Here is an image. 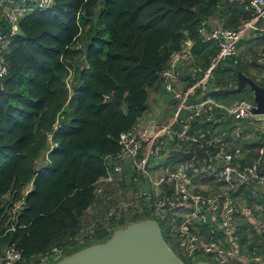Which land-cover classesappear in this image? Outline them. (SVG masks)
I'll use <instances>...</instances> for the list:
<instances>
[{
	"label": "trees",
	"instance_id": "1",
	"mask_svg": "<svg viewBox=\"0 0 264 264\" xmlns=\"http://www.w3.org/2000/svg\"><path fill=\"white\" fill-rule=\"evenodd\" d=\"M249 1L55 0L21 20L4 51L8 73L0 82V264L11 246L22 255L16 264H29L55 247L66 256L104 243L129 223L157 220L144 212L116 228L100 225L83 244L76 241L99 199L105 159L120 152V136L147 114L149 91L167 93L162 74L173 55L192 40L193 65L207 68L220 49L216 41L200 39L201 30L217 16L222 28L238 29L251 18ZM0 31L10 32L2 19ZM260 35L264 43V32ZM235 68L249 76L234 59L224 62L214 78L220 92L236 88ZM192 84L190 77L186 86ZM196 146L202 163L213 151Z\"/></svg>",
	"mask_w": 264,
	"mask_h": 264
},
{
	"label": "built area",
	"instance_id": "2",
	"mask_svg": "<svg viewBox=\"0 0 264 264\" xmlns=\"http://www.w3.org/2000/svg\"><path fill=\"white\" fill-rule=\"evenodd\" d=\"M54 2L55 0H0V18L10 30L8 33L0 31V82L8 73L4 51L19 33L21 20L34 12L49 9ZM246 11L251 14V18L242 21L236 30H201L200 39L205 42L214 40L220 49L207 68L193 65L191 48L182 46L181 51L173 55L170 67L162 74L165 89L172 92L178 101L172 121L159 125L151 120L131 133L122 134L121 150L105 159L108 163L107 175L99 182L97 189L99 196H104L106 202H111L114 195L106 189V185L120 184L124 179V166L131 164L136 194L131 198L116 201L108 208L106 214H103L99 221L92 222L76 241L82 244L86 235L93 234L100 225L116 228L121 220L142 215L144 212H151L163 221H167V215L172 218L173 214V237L186 259L196 262L202 256H209L212 264H234L235 218L239 207L235 195L243 185L256 189L264 188V149L260 158L242 168L234 164L237 158L242 156L240 148H222L210 153L208 158H203L202 163L195 156L193 160L177 164L168 158L167 154L171 150L188 152L187 149L195 145L202 148L211 146V135L207 132H195L192 123L204 116L206 121H212L215 118L212 112L214 108L239 121H258L264 137V116L252 114L253 101L222 106L207 95L220 65L236 56L238 46L243 40L264 32V0H250ZM187 42L194 43L192 40ZM183 64L190 68L193 84L186 90H178L175 87L180 76L177 67ZM235 135L241 137L239 132ZM49 139L52 140V135H49ZM55 147L57 143L52 144V148ZM212 172L214 174L210 175ZM205 176H213L221 189L213 193L201 191L204 187L194 182V179ZM242 210L256 222L263 236L262 251L256 246L252 256L245 257L244 263L264 264V219L258 221V218L263 217L264 210L260 205L251 207L247 204H242ZM65 251L55 247L48 254L37 256L34 264L56 262L65 255ZM20 261L21 253L11 246L4 251L1 264H16Z\"/></svg>",
	"mask_w": 264,
	"mask_h": 264
},
{
	"label": "crops",
	"instance_id": "3",
	"mask_svg": "<svg viewBox=\"0 0 264 264\" xmlns=\"http://www.w3.org/2000/svg\"><path fill=\"white\" fill-rule=\"evenodd\" d=\"M235 1H238L242 4L244 3V0L243 1L231 0V2H235ZM217 28H222L221 20L219 16L213 17L207 22V32H212L214 29ZM255 37L259 38L261 37V35H256ZM253 39H257V38H252L251 40ZM187 41L183 44V47L191 48L192 52H194L195 43H188ZM261 43L263 42L261 41ZM177 69L180 71V76L175 84V87L178 90H186L188 88L186 86L187 80L188 78H190V68L187 65L183 64L181 66H178ZM215 82L216 80H213V82L210 84V88L209 91L207 92V95H210L212 98L211 97L209 98L212 100L214 99L216 104L222 105L218 101L220 95H217L216 97L214 95H211L212 91L216 93L220 92V89L217 88ZM155 93L157 94L156 101L158 102L160 117H161V120L157 121V123L159 125H166L172 121L174 114L177 110L175 109V104H174L175 100L173 99L174 98L173 93L168 91L166 93L164 89ZM212 112L214 113L215 118L210 122H212L213 124L209 127L204 128L205 131H203L211 135L209 141H212L211 142L212 145L211 146L207 145L204 148L200 146H196L197 148H199L200 150L211 149L213 152L220 150L222 148L228 150H234L236 148H240L242 151V156L240 158H237L234 164L235 166L241 168L247 164L253 163L258 158L261 157L264 149V145L262 144L263 129L258 121L256 120L239 121L231 116H227L217 108H214ZM149 120H154V117L151 114L150 115L146 114L139 123V125L135 127L134 130L138 129L141 126H145ZM200 120L203 121V125H206L205 123H208V121H206L205 116ZM200 120L197 121L198 122L197 124L192 123L193 127H195L194 128L195 132H200V130L196 129L200 123ZM236 132H239L241 137H237L235 135ZM187 151L194 153V155L196 156L193 146L189 147ZM208 151L209 150H207V152ZM173 162L177 164L184 163V161L178 160L177 158L173 159ZM263 163H264V158H263ZM124 171H125L124 179L120 184L116 186L106 185V189H109V191L112 192V194L114 195L113 200L111 201L113 203L106 202V200H104V196H99V199H97V201L91 206V208L87 212L85 220L86 222L88 221V225H90L92 222L99 221L101 217L105 215V214L103 215V212L105 210L107 211L108 208L111 207L116 201H119L120 199L131 198L136 194L137 191H135V189L137 188L133 180L134 171L131 167V164H126L124 166ZM212 174H214V172H212L210 175ZM203 180H205L206 182H203ZM194 182L200 184L201 187H204L200 189L203 192L213 193L221 189V186H219L216 183L213 176H205L204 178L196 177L194 179ZM147 188H148V184H147ZM235 197L239 202V207L235 218L236 240L234 246L236 247V255L234 259V264H245L244 263L245 257H251L256 246L260 249V251H262L261 245L263 241V236L259 232L258 225L256 224V222L246 212L242 210V204H247L251 207L260 205L262 210H264V188L256 189L254 187L243 185L239 187V190L237 191ZM250 197L253 198L252 201H250ZM254 197L260 199L262 202L254 203ZM172 219H174L173 214H172ZM262 219H264V212H263V217L258 218V221Z\"/></svg>",
	"mask_w": 264,
	"mask_h": 264
},
{
	"label": "water",
	"instance_id": "4",
	"mask_svg": "<svg viewBox=\"0 0 264 264\" xmlns=\"http://www.w3.org/2000/svg\"><path fill=\"white\" fill-rule=\"evenodd\" d=\"M237 87H246L253 95L252 114L264 116V86L235 68ZM108 100V99H107ZM195 121L193 124H197ZM194 153L171 150L168 158L194 159ZM264 173V163L262 168ZM54 264H187L167 242L156 219L148 218L115 229L104 243L90 245L66 256ZM194 264H212L198 259Z\"/></svg>",
	"mask_w": 264,
	"mask_h": 264
},
{
	"label": "rangeland",
	"instance_id": "5",
	"mask_svg": "<svg viewBox=\"0 0 264 264\" xmlns=\"http://www.w3.org/2000/svg\"><path fill=\"white\" fill-rule=\"evenodd\" d=\"M0 22H1V19H0ZM250 38L251 39L257 38V39L251 40L248 38V39L244 40L243 42H241L238 46V51H237L236 56L233 57L232 59H228V61L232 62L234 59L237 64L242 65L245 72L249 73V77L253 78L259 84L264 86V43H261V41L259 40L258 37L252 36ZM70 88H71V96L73 97L74 93H73V88L71 86V80H70ZM156 96H157V94L154 91H149L148 103H147V105H148L147 115L151 114L154 117V120L157 122V121L161 120V117H160L158 102L156 101ZM252 100H253V95L247 87L241 92H235V91L227 92V91L223 90L220 92V97L218 98L219 103L222 105H225V106H232V105H235V104L242 102V101L251 102ZM204 128L205 127L203 125V121L200 120V123L196 129L203 132V131H205ZM39 162L41 163L42 166H44L47 163V160L46 159L44 161L40 160ZM135 191H137V189H135ZM11 197L12 196H10V195L7 196L6 201L10 200ZM256 202L260 203L262 201L256 197H254V203H256ZM19 208H20L19 204L16 205V207H14L13 210H14L15 215L18 214ZM13 210L8 209L9 212H13ZM105 211L103 212V214L105 213ZM171 219H172L171 215H167V221L157 219L160 226L162 227L163 234H164L167 242L173 248V250L177 253V255H179L183 260H185L186 263H188V264L196 263L195 260L193 261L190 259H186L182 255L180 250L178 249V242L173 237V232H172V228H171L172 227ZM240 233H242V232H240ZM83 248L84 247H82V248L80 247L78 250H81ZM75 250L77 251V249L69 250L68 253L66 254V256H69V255L75 253L76 252ZM66 256H63L62 258L66 257ZM62 258H60L59 260H61ZM36 259H37L36 257H33L30 260V263L34 264L36 262ZM200 259H203L207 262L213 263L212 259L209 256H202V257H200ZM59 260H57L56 262H58ZM49 264H54V262L49 263Z\"/></svg>",
	"mask_w": 264,
	"mask_h": 264
}]
</instances>
